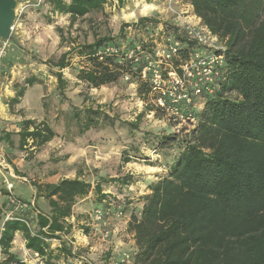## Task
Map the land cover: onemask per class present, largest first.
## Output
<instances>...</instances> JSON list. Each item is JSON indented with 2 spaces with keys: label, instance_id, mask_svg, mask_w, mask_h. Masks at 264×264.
<instances>
[{
  "label": "trees",
  "instance_id": "obj_1",
  "mask_svg": "<svg viewBox=\"0 0 264 264\" xmlns=\"http://www.w3.org/2000/svg\"><path fill=\"white\" fill-rule=\"evenodd\" d=\"M44 2H48L52 11L69 15L74 23L103 11L109 3L124 6L126 0ZM182 3L189 5L201 23L225 42L226 65L214 92L203 96L197 125L179 132L170 125L171 131L157 138L154 152H174L173 160L165 165L167 172L146 182L149 192L140 197L138 208L128 196L130 187L137 182L129 173L112 179L102 177L94 186L81 175L44 184L32 182L36 200L44 198L49 210L41 211L33 201L34 204L4 221L0 248L6 258L0 264H31L10 250L17 231L23 232L26 248L40 254L46 264H58L59 260L68 264L84 254L79 249L72 251V245L67 244L68 250L62 245L60 259V255L53 254L49 240L71 231L68 219L73 216L75 204L87 198L92 190L97 196L95 208L103 207L109 212L119 208L116 212L122 211L127 218L126 234L133 235L135 248L130 251L132 264H264V0H182ZM164 32L181 40L183 57L197 45L187 38L182 22L171 11L166 19L155 13L138 15L123 23L118 36L125 35L127 45L119 48L126 50L137 42L151 50L155 37ZM58 33L63 35V29L58 28ZM107 45L119 46L116 36L96 32L92 42L76 47L78 55L89 64L79 70L78 78L91 88H100L116 83L122 75H130L128 81L137 82L138 89H145L148 94V83L133 71L134 62L123 51L118 55L99 54ZM71 51L58 60L48 61L52 68L58 69L54 75L61 94H65L68 84L63 69L70 65ZM40 83L36 76H29L23 85L16 86L8 103L12 114L16 113L14 107L21 102L27 87ZM231 93L236 96L231 97ZM151 111L162 114L154 108ZM75 115L82 132L108 117L100 106L88 107L83 115ZM142 116L127 122L132 133L140 130ZM17 126L16 130H4L0 142L13 146L16 136L19 150L30 148L33 153L57 135L45 120L24 118ZM131 160L132 156L126 153L123 162ZM107 184L117 189L116 193L104 190ZM3 218L5 215L0 216V220Z\"/></svg>",
  "mask_w": 264,
  "mask_h": 264
},
{
  "label": "rangeland",
  "instance_id": "obj_2",
  "mask_svg": "<svg viewBox=\"0 0 264 264\" xmlns=\"http://www.w3.org/2000/svg\"><path fill=\"white\" fill-rule=\"evenodd\" d=\"M151 1L129 0L121 7L112 2L103 11L93 12L71 23L69 15L52 11L48 2L18 0L17 19L11 38L0 44V49L4 48L0 59V135L4 130H16L18 122L24 118L47 121L57 135L33 153L30 148L19 150L16 136L13 146L0 142V162L6 164L5 168L0 165L2 170L14 168L17 174L27 177L25 182L28 184L14 180V191L27 198L33 196V189L29 185L32 182L44 184L81 175L94 186L102 177L112 179L129 173L134 175L137 182L130 187L128 196L133 198L130 200L138 208L140 197L149 192L146 182L156 180L167 172L165 165L173 160L174 152L169 150L166 151L168 153L164 151L158 154L153 147L157 138L164 132H170L171 128L162 120L161 114L156 115L151 111L153 107L145 89H138L137 82L126 80L124 75L116 83L100 88H91L78 78L79 70L89 64L78 55L76 47L84 42H92L94 33L116 36L118 47L124 48L127 39L125 35L118 36L123 23L130 22L138 15L155 13L167 18L171 6L160 0ZM147 4L152 7L145 9ZM177 4L181 7L180 11L187 10L188 6L182 0H178ZM58 28L63 29L65 39L58 33ZM68 50H73L68 55L70 65L63 69L68 84L65 94H61L54 75L58 69L52 68L48 61L58 60ZM29 76H36L41 83L27 87L21 102L14 107L16 113L12 114L9 100L15 95L16 86L23 85ZM230 96L235 97L236 94L231 93ZM97 106L108 117L96 127L82 132L75 114L83 115L86 108L96 109ZM140 114H143L140 130L132 133L127 122H134ZM111 118L115 121H111ZM125 152L132 156L129 163L123 162ZM105 186L107 192L117 191L109 184ZM96 203L97 196L92 190L77 205L79 213L75 215L80 216L79 226L87 227L89 231L92 227L101 228L91 220ZM114 210L109 217L110 228L116 234L126 233L127 218L117 216L116 211L121 209ZM5 217H8L7 212ZM94 233V251L98 256L96 260L92 259L93 264H111L115 254L104 256L110 242L103 240L100 231L95 230L91 235ZM120 234L111 238L114 244L123 239ZM125 236V249L133 251L132 240L128 234ZM118 245L122 247V244Z\"/></svg>",
  "mask_w": 264,
  "mask_h": 264
},
{
  "label": "built area",
  "instance_id": "obj_3",
  "mask_svg": "<svg viewBox=\"0 0 264 264\" xmlns=\"http://www.w3.org/2000/svg\"><path fill=\"white\" fill-rule=\"evenodd\" d=\"M43 1L39 0V2ZM171 11L182 22L187 38L197 42L195 49L189 51L187 57L181 56L183 45L181 40L168 32L162 33L159 39L156 37L153 40L154 46L151 50L136 42L126 50H120L115 45H107L99 51V54L118 55L123 51L126 58L132 59L133 71L149 85L150 90L147 95L152 107L161 111L162 120L179 132L197 125L198 110L203 107L204 94L214 92L218 80L225 71L227 45L204 26L190 8L184 11L171 8ZM3 53L4 48L0 49V59ZM124 78L131 79L130 75H125ZM8 188L11 190L12 185H8ZM8 201L12 208L8 218H13L14 212L23 211L34 204L33 201L22 202L11 193ZM110 214L111 212L103 207H97L91 213L92 222L101 227L97 228L101 229L103 240L108 241L113 235L110 229ZM116 214L118 217L123 216L122 211ZM77 247L74 246V252ZM24 260L31 264H46L37 252L25 253ZM73 261L76 264H93L86 254H79ZM132 262V253L123 251L111 264H132Z\"/></svg>",
  "mask_w": 264,
  "mask_h": 264
},
{
  "label": "crops",
  "instance_id": "obj_4",
  "mask_svg": "<svg viewBox=\"0 0 264 264\" xmlns=\"http://www.w3.org/2000/svg\"><path fill=\"white\" fill-rule=\"evenodd\" d=\"M128 1L129 0H126V3ZM162 2H166V4L167 5L169 4V6H171V8L174 9V10H179L180 11V9H181L180 6L175 7V5H177V3H178V0H176V1L173 0V2H171V3H170L169 0H163ZM131 6H133V4H131ZM187 6H188L187 9H189V8L191 9V7L189 5H187ZM0 165H2L5 168L6 164L0 162ZM15 179L16 180H20L22 183L28 184V183H26L27 182V177L21 176V174H17L15 172L14 168L13 169L12 168H8V170L3 171L2 168L0 167V210H1L0 216H4L6 212H7V216H8V214L10 212L9 210L11 209V206H10V204L8 202V197H9L10 193L11 194H15L17 197L19 196V197H21V198H23L25 200H28V201L33 200V201H35L36 205L39 207V209L41 211L48 212L49 207H48V204H47L46 200L44 198H42V197H40V198H38L36 200V190L34 189V187L30 183H29V185L33 189V196L32 197L25 198L22 194L14 191V189H15L14 180ZM8 185H12L11 190H9ZM84 199L85 198L80 199L75 204V206L73 208V216L70 219H68L69 223L72 224L71 231L68 234L61 235L60 238L49 240L50 241V246H51L50 248L53 250V254L55 256H59L61 254L60 248H61L62 245H64V248H66L68 250L69 247L67 246V244H69V245H72V247H73L72 251L74 249V246L76 245V246H78L77 249L82 250V252L84 254H86L91 259V261H93L92 259L96 260V257L98 256L97 255L98 253L94 251V249H96L94 247H96V246H95L94 239L92 238V236H95V233L93 235H91V232H94L95 230H98V231H100V230L98 228H93L92 227V228H90L89 232L86 231L85 227L79 226V218H78V217H80V216H78L79 214L77 216L75 215V213H79L78 212V208L79 207L77 205L81 201H83ZM14 213L16 214L17 212H14ZM7 219H8V217H5V218H3V220H0V230H2L4 221L7 220ZM86 229H87V227H86ZM111 231H112V229H111ZM32 233H34V232L32 231ZM112 234H113L112 235V237H113V236L119 235L120 232H118L116 234V232L112 231ZM101 235H102V232L100 231V236ZM120 235H121V237H123V239L118 237L120 239L118 241H115V244L113 243L114 241L110 238V240L108 241V242H110L109 248H108V250H107V252L105 253L104 256H106V257H108L110 255L113 256V253H114L115 256H113V257H115V259H116L119 256V252L126 250L125 249V246H127V242H126V238H125L126 237L125 236L126 233H122ZM130 235H128V237L132 240V243L134 244V239L131 238L133 235L132 234H130ZM111 240H112V242H111ZM25 244H26V240L24 238L23 232L17 231L15 233L14 240L12 241L10 250L14 254H16L19 258L24 260L25 253L33 252L31 249H27ZM118 244H122V247L119 246ZM5 258H6V256H4L2 254L1 248H0V260H4ZM61 258L62 257L60 255V259ZM114 260H111V263ZM61 263H63V260H61V261L59 260L58 261V264H61ZM69 263H75L76 264V262H74V261H71Z\"/></svg>",
  "mask_w": 264,
  "mask_h": 264
},
{
  "label": "water",
  "instance_id": "obj_5",
  "mask_svg": "<svg viewBox=\"0 0 264 264\" xmlns=\"http://www.w3.org/2000/svg\"><path fill=\"white\" fill-rule=\"evenodd\" d=\"M18 4V0H0V44L11 38Z\"/></svg>",
  "mask_w": 264,
  "mask_h": 264
},
{
  "label": "bare ground",
  "instance_id": "obj_6",
  "mask_svg": "<svg viewBox=\"0 0 264 264\" xmlns=\"http://www.w3.org/2000/svg\"><path fill=\"white\" fill-rule=\"evenodd\" d=\"M150 7H152V5H151V4H147L145 9H148V8H150ZM145 9H144V10H145Z\"/></svg>",
  "mask_w": 264,
  "mask_h": 264
}]
</instances>
